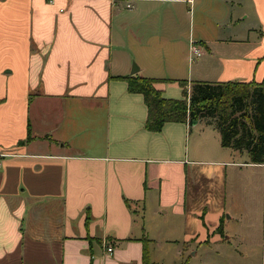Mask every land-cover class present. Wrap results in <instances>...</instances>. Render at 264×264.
I'll return each mask as SVG.
<instances>
[{
  "label": "crops",
  "instance_id": "0c3cea01",
  "mask_svg": "<svg viewBox=\"0 0 264 264\" xmlns=\"http://www.w3.org/2000/svg\"><path fill=\"white\" fill-rule=\"evenodd\" d=\"M133 76L173 100L180 81L262 83L264 0H0V264H164L163 242L190 264L222 243L200 182L227 167L258 178L264 264V163L206 120L148 131Z\"/></svg>",
  "mask_w": 264,
  "mask_h": 264
},
{
  "label": "trees",
  "instance_id": "16d2710c",
  "mask_svg": "<svg viewBox=\"0 0 264 264\" xmlns=\"http://www.w3.org/2000/svg\"><path fill=\"white\" fill-rule=\"evenodd\" d=\"M129 93L141 94L147 107L145 127L159 132L165 123L190 126L206 120L220 134L221 146L245 152L252 164L264 163V81L260 84L195 82L189 93L183 81V98L165 99L155 80L125 78ZM217 233L222 235V224Z\"/></svg>",
  "mask_w": 264,
  "mask_h": 264
},
{
  "label": "rangeland",
  "instance_id": "374dc122",
  "mask_svg": "<svg viewBox=\"0 0 264 264\" xmlns=\"http://www.w3.org/2000/svg\"><path fill=\"white\" fill-rule=\"evenodd\" d=\"M240 171L244 170L227 167L225 178H217L211 184L206 180L200 182L202 194L208 193L211 189L213 193L222 195L227 222L224 236L219 240L222 243L211 244V248L206 252L204 249L198 250L195 257L190 253V264H260L261 187L258 178L253 183L250 175ZM158 224L160 218L157 216L154 218L153 226L157 228ZM156 234L157 231L152 230L150 238L155 236L157 241H160L166 237L165 232ZM169 236L181 239L183 232L175 231ZM161 245L162 248L153 246V250L155 256L164 264H186L188 256L186 253L184 258L176 260L175 246L164 242Z\"/></svg>",
  "mask_w": 264,
  "mask_h": 264
},
{
  "label": "built area",
  "instance_id": "2783aa9c",
  "mask_svg": "<svg viewBox=\"0 0 264 264\" xmlns=\"http://www.w3.org/2000/svg\"><path fill=\"white\" fill-rule=\"evenodd\" d=\"M48 1L51 4H53V2H54V0H48ZM128 7H130V6L128 5ZM190 52H191L192 56L195 58L201 57L203 55V51H202L201 47H199L195 43L190 44ZM106 251L109 255H111L113 253V249L111 247H107Z\"/></svg>",
  "mask_w": 264,
  "mask_h": 264
}]
</instances>
